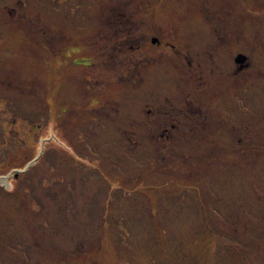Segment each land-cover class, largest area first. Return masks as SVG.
Instances as JSON below:
<instances>
[{
	"label": "rangeland",
	"instance_id": "1",
	"mask_svg": "<svg viewBox=\"0 0 264 264\" xmlns=\"http://www.w3.org/2000/svg\"><path fill=\"white\" fill-rule=\"evenodd\" d=\"M163 1L187 8L154 9ZM100 2L0 0V264H264V0L246 8L249 112L233 114L232 139L151 126L148 107L182 99L172 50L145 48L150 72L135 87L76 65L105 51L102 19L77 14ZM192 16L150 25L178 38ZM210 143L229 150L212 156Z\"/></svg>",
	"mask_w": 264,
	"mask_h": 264
},
{
	"label": "flooded vegetation",
	"instance_id": "2",
	"mask_svg": "<svg viewBox=\"0 0 264 264\" xmlns=\"http://www.w3.org/2000/svg\"><path fill=\"white\" fill-rule=\"evenodd\" d=\"M153 1L130 0L129 3L120 2L111 7L108 6L110 0H101L100 9H79L77 14L82 12L84 18L93 14L102 19V27L106 33L102 36L105 41L101 39V42L106 47L97 62L94 57L86 56L77 59L76 65L91 67L97 64L105 72H119L116 74L118 81H132V86L135 87L150 72L151 60L146 58L149 54L144 49L159 46L172 50L178 59L180 78L184 85L182 99L178 108L148 107L146 113L152 119L151 126L170 133L167 134L168 138H172L180 130L185 132V137L187 130L199 137L204 130L218 129L230 131L228 135L232 139V131L240 128L232 117L233 114L240 112L246 115L249 112L247 103L253 60L248 49L251 29L247 24L249 13L246 8L250 6V0H181L187 8L180 12L168 8L166 1H163L162 7L154 9ZM176 13L184 20L187 14H193L192 17L199 25L195 26L191 35L184 31L177 38V34L168 27L153 28L150 25L153 17L170 23L171 17L176 16ZM146 30H157L158 35H152L149 42H146ZM171 40H177L179 44L176 45L177 41L174 43ZM240 44L242 49L235 54V46ZM79 49L83 51L84 48L76 50ZM164 56L156 58L157 62L168 59ZM235 102L238 109L241 106L242 111H234ZM208 146L212 147V156H217L218 153L219 156L224 155L222 152L229 150L214 143ZM200 147L201 158L202 146ZM20 206L22 205L15 206L14 209Z\"/></svg>",
	"mask_w": 264,
	"mask_h": 264
},
{
	"label": "water",
	"instance_id": "3",
	"mask_svg": "<svg viewBox=\"0 0 264 264\" xmlns=\"http://www.w3.org/2000/svg\"><path fill=\"white\" fill-rule=\"evenodd\" d=\"M16 176H17V174H16ZM3 179H5V178H3V177H2V178H0V181H2Z\"/></svg>",
	"mask_w": 264,
	"mask_h": 264
}]
</instances>
